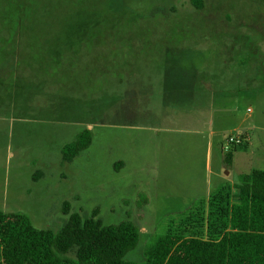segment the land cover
Segmentation results:
<instances>
[{
	"label": "rangeland",
	"instance_id": "rangeland-1",
	"mask_svg": "<svg viewBox=\"0 0 264 264\" xmlns=\"http://www.w3.org/2000/svg\"><path fill=\"white\" fill-rule=\"evenodd\" d=\"M202 2L0 0V212L55 233L66 204L129 219L141 262L218 187L264 172V0ZM84 129L91 147L64 163Z\"/></svg>",
	"mask_w": 264,
	"mask_h": 264
},
{
	"label": "trees",
	"instance_id": "trees-1",
	"mask_svg": "<svg viewBox=\"0 0 264 264\" xmlns=\"http://www.w3.org/2000/svg\"><path fill=\"white\" fill-rule=\"evenodd\" d=\"M197 9L202 0H192ZM92 132L82 130L62 150L72 163L92 145ZM237 147L225 154L232 165ZM115 164L116 171L119 170ZM37 180V179H36ZM238 191V198L232 194ZM68 219L58 232L36 229L28 217L0 212V264H264V172L242 175L234 185L223 184L180 223L155 239L143 261L126 260L140 240L129 219L105 225L98 210L89 217L64 209Z\"/></svg>",
	"mask_w": 264,
	"mask_h": 264
},
{
	"label": "built area",
	"instance_id": "built-area-1",
	"mask_svg": "<svg viewBox=\"0 0 264 264\" xmlns=\"http://www.w3.org/2000/svg\"><path fill=\"white\" fill-rule=\"evenodd\" d=\"M244 143H245V138L243 134L240 135L239 133L238 135L228 136L225 140L224 145L222 146V150L228 152L232 147L244 145Z\"/></svg>",
	"mask_w": 264,
	"mask_h": 264
},
{
	"label": "crops",
	"instance_id": "crops-1",
	"mask_svg": "<svg viewBox=\"0 0 264 264\" xmlns=\"http://www.w3.org/2000/svg\"><path fill=\"white\" fill-rule=\"evenodd\" d=\"M241 94H245V93H241ZM246 137H247V141L244 143V146H246V145H248V143H249V136H248V134H246ZM223 144V143H222ZM222 144H221V147H222ZM211 146H209V149H208V151H207V153H208V158H209V154H210V152H211ZM221 183H224V179L220 176V177H217V178H215V182L213 183V185L215 184V185H219V184H221ZM234 198L235 199H237L238 198V191H236L235 192V194H234Z\"/></svg>",
	"mask_w": 264,
	"mask_h": 264
}]
</instances>
